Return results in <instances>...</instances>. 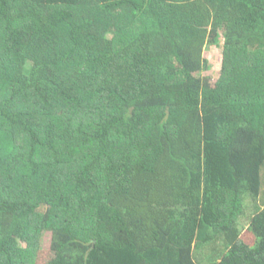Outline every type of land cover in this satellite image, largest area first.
<instances>
[{
    "label": "trees",
    "instance_id": "1",
    "mask_svg": "<svg viewBox=\"0 0 264 264\" xmlns=\"http://www.w3.org/2000/svg\"><path fill=\"white\" fill-rule=\"evenodd\" d=\"M263 165L264 0H0V264H264Z\"/></svg>",
    "mask_w": 264,
    "mask_h": 264
},
{
    "label": "rangeland",
    "instance_id": "2",
    "mask_svg": "<svg viewBox=\"0 0 264 264\" xmlns=\"http://www.w3.org/2000/svg\"><path fill=\"white\" fill-rule=\"evenodd\" d=\"M218 44H206L203 48V57L208 63L207 68L195 73L206 79L210 84H213L220 75L221 69V45H222V28L218 31ZM262 179L264 181V165L261 169ZM264 201V183L258 196L246 194L243 199V213L237 221V227L245 238L248 240L247 226L251 216L257 212L263 205ZM49 236L46 234L41 242V250L38 252L37 264H45L51 258V251L48 248ZM225 244L221 238L213 243L205 244L194 250V257L198 264H209L219 258L224 252Z\"/></svg>",
    "mask_w": 264,
    "mask_h": 264
}]
</instances>
